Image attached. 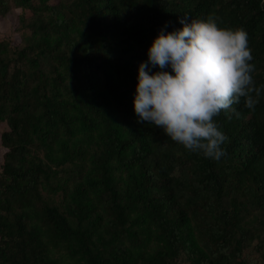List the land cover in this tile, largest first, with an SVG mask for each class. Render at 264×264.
Wrapping results in <instances>:
<instances>
[{
  "label": "trees",
  "instance_id": "16d2710c",
  "mask_svg": "<svg viewBox=\"0 0 264 264\" xmlns=\"http://www.w3.org/2000/svg\"><path fill=\"white\" fill-rule=\"evenodd\" d=\"M12 9L0 264H264V88L253 108L242 97L239 116L215 117L229 137L220 160L133 106L139 62L181 16L244 27L264 85V0H0V18Z\"/></svg>",
  "mask_w": 264,
  "mask_h": 264
},
{
  "label": "clouds",
  "instance_id": "9594fccd",
  "mask_svg": "<svg viewBox=\"0 0 264 264\" xmlns=\"http://www.w3.org/2000/svg\"><path fill=\"white\" fill-rule=\"evenodd\" d=\"M179 20L182 27L161 26L139 62L134 111L186 149L220 160L229 137L215 117L239 116L233 105L242 97L253 108L264 85L255 84L244 27L221 26L215 14Z\"/></svg>",
  "mask_w": 264,
  "mask_h": 264
},
{
  "label": "rangeland",
  "instance_id": "374dc122",
  "mask_svg": "<svg viewBox=\"0 0 264 264\" xmlns=\"http://www.w3.org/2000/svg\"><path fill=\"white\" fill-rule=\"evenodd\" d=\"M51 2H55L56 0H50ZM27 16L31 15L30 12L27 10L25 11ZM19 11L12 9L9 11L8 14H6L4 17L0 18V40L8 41L12 44H20L22 41L21 38V30L18 27L17 24V15ZM7 129L6 123L1 122L0 123V133ZM4 152V149L0 145V164L2 161V154Z\"/></svg>",
  "mask_w": 264,
  "mask_h": 264
}]
</instances>
